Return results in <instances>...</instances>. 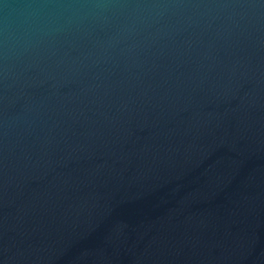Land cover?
Masks as SVG:
<instances>
[{"label":"water","instance_id":"1","mask_svg":"<svg viewBox=\"0 0 264 264\" xmlns=\"http://www.w3.org/2000/svg\"><path fill=\"white\" fill-rule=\"evenodd\" d=\"M0 264H264V0H0Z\"/></svg>","mask_w":264,"mask_h":264}]
</instances>
